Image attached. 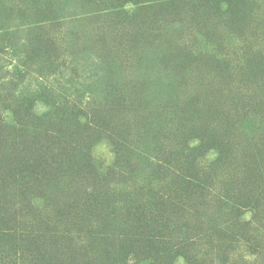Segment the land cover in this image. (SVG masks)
<instances>
[{
  "label": "rangeland",
  "instance_id": "1",
  "mask_svg": "<svg viewBox=\"0 0 264 264\" xmlns=\"http://www.w3.org/2000/svg\"><path fill=\"white\" fill-rule=\"evenodd\" d=\"M139 1L0 0V222L35 232L40 222L64 231L86 221L98 233L86 248L90 263L106 264L104 251L117 261L143 225L140 209L156 189L180 199L172 212H157L173 240L172 264H264V129L255 115L237 121L236 109L246 103L234 94L241 76L232 74L233 83L217 77L221 49L238 62L248 53L250 68L264 77V57L255 54L264 41V0L254 3L263 5L257 11L249 0L235 8L232 33L214 8L195 15L179 4L163 14ZM184 48L194 56L183 72L177 64ZM72 110L80 111L77 121ZM224 118L238 135L229 128L223 152L210 149L201 159V150L190 151L202 131L218 128L224 136ZM41 128L82 146L90 139L97 178L48 164L44 175L23 179L18 171L27 160L45 152L49 162ZM113 135L130 146L123 151L129 158L115 155ZM258 136L261 145L249 153L246 141ZM182 157L200 171L212 166L203 192L215 198L180 194L170 182L173 170L154 167ZM225 200L251 206L240 207L227 233L217 228ZM78 237L84 248L85 233Z\"/></svg>",
  "mask_w": 264,
  "mask_h": 264
},
{
  "label": "trees",
  "instance_id": "2",
  "mask_svg": "<svg viewBox=\"0 0 264 264\" xmlns=\"http://www.w3.org/2000/svg\"><path fill=\"white\" fill-rule=\"evenodd\" d=\"M249 2L250 5L248 6L249 8H252L251 12L253 10L257 11L259 7H263L261 4H258L259 7L254 4L263 2V0H249ZM125 3V1L121 2L122 5ZM136 4L139 5V8L146 10L155 9L158 13L163 14L167 13L168 10L170 11L178 8L179 4L185 5L186 8L191 10L195 15H200L205 7H211L219 14H222L224 19H227V27L232 33L235 30L236 24V19L234 17L236 13L235 8H243L245 6V0H140ZM247 24L253 25V22L248 21ZM236 36L243 40L242 37H244V34L239 32ZM263 38L264 34H261L260 39ZM256 45L257 48L255 54L257 53L258 56L264 57V41H261ZM248 51H250V49ZM181 53L182 57H180L179 64L177 65L178 67H181L183 72L188 71L190 70L191 60L194 54L185 48ZM219 53L221 60L218 61V66L221 67V72L217 77L220 76V79H222L223 82L227 80L229 83H233L235 77L232 74L241 76V86L234 90V94L236 93V96H238L239 102L242 98L246 103L245 105L243 104L244 106H241V112L236 109V115L238 116L237 121H239V117H243L244 115H255L260 119L264 129V77H260V75L256 74L254 69L250 68L251 59L249 60L248 53L247 55L243 53L240 62H238V58L235 55H233L234 58H231L223 49H221ZM187 63L190 64L187 65ZM74 111L72 115L74 120L77 121L79 119L77 117H80L81 114L79 110ZM59 114L60 110H58L56 117L53 116L54 119L58 121V125L60 124L59 121L62 117V114ZM240 114L243 115L240 116ZM222 116H226L225 113H223ZM224 120L227 122L226 125L228 127L227 131L224 130V136L219 133L218 128H216L218 134L217 131L210 133L202 131L201 140H199V143L201 142V144L190 151L201 150V159H203V156L210 149H217L223 152V149L227 144L225 137L230 133V129L233 130V134L235 133L238 135L234 124L235 122H233V120H230V122L225 118ZM206 128L210 129L211 123H208ZM40 130L45 137L44 148L47 152L49 151L47 159H49L50 163L46 161V158L43 159V156L46 155L45 152L40 156L38 155L37 159L34 161L28 163L30 160H27V168L23 171H18V174L23 173V179L34 181L36 175L40 176L41 174H45L43 170L49 167L48 164H56V167L58 166L59 168H74L75 174L79 176L81 175L84 178H97L99 175V167H97L92 161L90 155V139L87 138L85 140V142L88 141V146L87 144H85L86 146H82L77 140L71 141L66 138L63 133H60V131L56 133L55 131L46 128H41ZM259 137L260 136L251 141H246L248 142L249 153L252 152V149L250 150L249 148L252 147L255 150L261 145L260 142H262V139ZM110 139H112L111 142L113 143L115 155L118 156L121 152L123 153V156L129 158L127 153L130 152V146L114 135L113 138L110 137ZM184 143L186 144V141ZM125 150H128L127 153L123 152ZM40 159H42L43 162H36ZM124 162L126 163V161ZM173 163H175L174 165H180L178 170L173 168L174 165H172L171 161H159L154 164V167L160 171H163L164 169L173 170L170 182L180 194L183 195L184 192H187L194 194L195 196L199 194V197L203 198H215L213 194L203 192V189L207 188L206 184L209 180L207 172L212 168L211 165L206 168L201 167V171L197 170V165L194 160H189L188 157H182L181 161L179 159ZM174 172H176V174H174ZM199 173H201V176ZM178 200L174 196L170 197V194H162L156 191V189H153L151 199L147 202L148 205L144 204L145 208L140 209L139 212L140 214L143 212L141 214L144 220L143 225L133 231L134 233L131 234L128 240H126V249L122 250V256H120L117 261L109 258L110 256L104 251L102 258L106 259L104 260L106 261V264H172L173 256L170 250L173 248V240L164 235V229H162L163 225H161L157 212L163 213L167 210L169 211L168 213L172 212V209L175 210L177 209V206H180ZM225 201L227 203L220 202L222 204L221 208L224 212L222 217L225 219L221 217V221L218 222L219 225L217 228L227 233V226H236L235 220L237 221V219H240V216L243 213L242 210L240 211V207L243 206L242 208H247L251 206L250 202H247V200H244L241 206H239L238 203H235L234 200ZM252 205L253 208H257V204ZM87 206L88 209L92 207L89 204H87ZM48 223L52 222H40V227L34 232L33 229L26 231L14 227L13 225L0 222V264H92V262L90 263V258L87 256L88 250L86 248H88L87 245L91 240L97 238L96 235L98 233H95L96 230L93 229L91 224H87L86 221L80 220V222H77L75 225L71 223L73 225L71 229L60 231L53 227L54 224L48 227ZM42 226L44 227L42 228ZM80 233H85L87 237V242L84 243L86 246L84 248L80 247L83 244V240L78 237V234ZM1 259H5V261L1 263Z\"/></svg>",
  "mask_w": 264,
  "mask_h": 264
}]
</instances>
